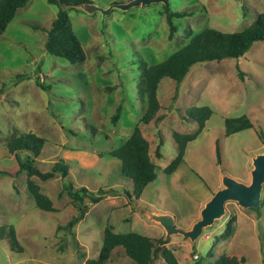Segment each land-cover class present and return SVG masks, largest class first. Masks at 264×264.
<instances>
[{
	"label": "rangeland",
	"instance_id": "rangeland-1",
	"mask_svg": "<svg viewBox=\"0 0 264 264\" xmlns=\"http://www.w3.org/2000/svg\"><path fill=\"white\" fill-rule=\"evenodd\" d=\"M129 1L89 3L106 10ZM166 6L187 15L174 21L177 32L170 40ZM57 10L46 0H31L0 37V228H11L18 244L12 248L0 238V264H84L97 259L107 226L116 234L148 237L158 246L165 234L148 214L169 215L175 227L190 230L204 204L222 188V177L248 185L252 158L264 154V41L254 43L238 60L193 65L180 84L163 79L157 90L160 109L146 126L139 125L144 107L137 94L143 64L164 62L205 29L242 31L264 14V0H167L126 11L112 9L105 16L69 10L85 54V61L77 64L44 50ZM201 107L212 115L168 176L163 170L177 154L173 135L193 134L198 124L188 112ZM240 116H246L252 128L225 137L224 120ZM137 126L156 167L155 181L139 200L131 197L132 184L121 175L120 162L109 156ZM29 133L44 140L40 155L28 157L36 169L47 173L58 161L68 167L64 179L30 178L52 202L54 213L35 207L24 173L14 177L18 164L6 146ZM68 182L74 190L100 197L99 202L85 198L76 207L64 190ZM165 242L163 249L177 264H214L222 256L244 260L238 264H264V184L258 208L228 202L225 215L194 242L180 235ZM160 253L151 264H166ZM106 264L135 263L116 248Z\"/></svg>",
	"mask_w": 264,
	"mask_h": 264
},
{
	"label": "trees",
	"instance_id": "trees-1",
	"mask_svg": "<svg viewBox=\"0 0 264 264\" xmlns=\"http://www.w3.org/2000/svg\"><path fill=\"white\" fill-rule=\"evenodd\" d=\"M31 0H0V37L3 35L8 25L15 18L18 10L26 7ZM50 5L57 7L55 19L52 21L50 29L46 33V41L44 50L46 54L63 59L70 64L82 63L85 61V54L82 47L75 36L70 24L67 12L75 10L76 6L89 3V0H46ZM185 13H173L166 6L165 21L168 26V39H172L177 32V26L174 21L184 18ZM191 36V34H190ZM264 41V14H258L255 20L245 29L235 33H224L215 29H205L199 34L192 36L189 42L171 55L164 62L145 66L143 64L137 84V94L140 97L141 104L144 107V113L140 119L139 125H148L157 115L160 105L157 100V90L163 79H170L176 84H180L189 69L195 64L206 62H219L224 59L242 58L253 46L254 43ZM37 86L43 87L38 81ZM189 116L198 124V129L191 135H181L174 133L173 139L176 144V157L163 170V173L170 176L181 165L184 159L185 150L190 142H193L204 129L205 122L212 115V111L208 107L192 108L189 110ZM119 109L113 116L112 122L118 120ZM225 137H230L237 133L250 130L252 124L246 116L238 118H228L224 120ZM92 133L95 129L91 128ZM44 146V140L33 134H26L17 139L11 140L6 148L17 164L18 170L14 173V177L24 173L27 176V190L32 197L35 207L47 213H54L52 202L40 192V188L31 177H37L41 181H47L55 175L66 178L68 167L63 161L56 162L51 170L47 173H41L34 164L32 159L28 157H37L40 155ZM217 161L219 158V147H215ZM24 153L27 158L24 160L19 154ZM109 156L120 162V173L128 179L132 184L131 197L139 200L147 185L155 181L156 167L151 162L149 156V144L143 138L140 128L137 126L129 138L125 140L117 148L113 149ZM64 190L72 199L73 204L82 205L85 198L96 204L100 197H93L86 189L74 190L71 183L64 185ZM130 197V195H129ZM74 217L68 223V228L72 227L82 218ZM230 223L227 225L225 235L230 232ZM111 226L105 227L103 231L102 245L97 259L87 260L84 264H106L116 248H121L126 257L135 264H151L155 259L156 252L160 251L161 257L166 264H177L173 254L163 249L162 245L166 242L163 239L158 240V246L148 237L135 233L116 234ZM0 238H6L12 248L18 247L14 237V232L10 228L7 232L4 228H0ZM244 262L243 259L220 257L214 264H238Z\"/></svg>",
	"mask_w": 264,
	"mask_h": 264
},
{
	"label": "water",
	"instance_id": "water-1",
	"mask_svg": "<svg viewBox=\"0 0 264 264\" xmlns=\"http://www.w3.org/2000/svg\"><path fill=\"white\" fill-rule=\"evenodd\" d=\"M166 4L167 0H131L126 4L112 5L104 10L85 3L76 6V9L86 14L100 13L102 16L108 15L112 9L121 11L129 10L132 7L146 6L150 4ZM252 169L250 172V183L248 185L237 182L227 176L222 177V188L212 195L200 211V218L190 230L185 231L175 227L174 220L169 215L148 214V220L161 226L164 231V241H168L171 236L180 235L191 242H194L202 231L211 227L215 221L220 220L225 215V205L228 202L236 203L242 209H256L260 205V196L264 184V154H259L252 158Z\"/></svg>",
	"mask_w": 264,
	"mask_h": 264
}]
</instances>
